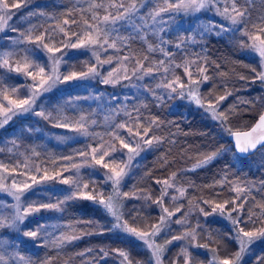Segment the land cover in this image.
I'll return each mask as SVG.
<instances>
[{"label": "snow or ice", "instance_id": "snow-or-ice-1", "mask_svg": "<svg viewBox=\"0 0 264 264\" xmlns=\"http://www.w3.org/2000/svg\"><path fill=\"white\" fill-rule=\"evenodd\" d=\"M30 2L31 0H11V2L0 0V33L6 31L16 33L15 37H7L16 47L0 50V69L15 73L17 77L22 76L26 81L22 94L19 86L6 83L0 76V129H4L16 118L21 121L36 118V123L47 121L54 127L69 129L79 136L95 140L96 143L88 145L87 149L77 153L83 158V163L72 165L77 170L75 176H63L61 172L49 175L46 169L36 167L38 178L37 175H28L31 169L26 162L18 163L11 169L7 164L0 162V197L11 198V202L0 198V230H13L17 235L31 238L34 244L43 239L47 246V241L51 240L54 246L59 247L80 237L74 234L66 235L63 231L56 236L48 231L49 225L45 221L30 220V218L38 216L42 210L63 211L64 205L68 202L86 199L99 205L110 217L111 227L108 231L132 237L144 246L150 254L147 264H164L169 245L181 240L195 241L199 234L197 231L200 228L199 222L196 227H192L187 218L189 213H183L180 217L173 219L177 213L181 212L183 205L173 210L165 206V198L178 201L185 197L187 189L176 184L177 173L173 172L166 179L154 181L155 184L160 185V196L155 200H152L150 193L138 194L133 191L130 194L123 191L126 178L131 175L132 168L135 166L133 162L141 152L146 150L145 146L151 148L165 142L163 137L153 134L154 127L159 128L161 122L158 118L143 116L141 107L146 105L138 106L134 103L129 108L118 95L112 94L108 102L98 105L101 111L105 112L103 120L108 128L104 134L96 133L94 128L100 126L98 120L84 114L73 119L67 114L66 109L70 108L75 112L81 100L103 101L102 93L95 96H69L63 105L55 106L52 110H49L45 104V101L50 99L45 94L60 84L73 81L95 80L102 85L139 88L140 85L134 81H144L146 78L151 81L159 77V83L155 88H152L150 84L143 85L144 90L159 102L157 106L175 97L187 99L199 108H203L232 140V148H220L206 155L199 162L198 167L207 165L225 151L234 150L238 159L256 153L264 157V111L250 126L233 127L230 121L233 116L241 112L240 105L251 107L255 102L239 100L237 104L224 107V102L233 95L231 91L226 90L223 95L217 96H213L211 92L207 96L202 95L201 86L212 80V77L208 75V68L211 66L209 61L200 54H195V58L190 59L185 53L184 62L175 64L176 54L170 50L174 47L180 51L187 43H195L196 35L178 37L175 43L160 35L167 33L168 26L174 23L177 17L198 16L201 13L209 17H219L218 20L209 19L201 26L202 31L197 35L202 40L206 34L220 36L225 33H239L240 47L247 48L258 60L257 66L251 68L254 73L253 82L258 80L264 84V14L253 17L257 0H75L73 7L67 9L68 18L63 20V26H58L55 30L64 37L60 41V47L53 43V29H45L39 35H33L34 32L39 31L35 24H32L26 32L12 25L11 21L16 12L22 7L27 8ZM260 3L264 4V0H260ZM73 12L80 14L83 22L81 31H71L70 28L66 30L65 26L69 25V20L73 24L77 23L72 16ZM43 16H45L43 11L34 10L28 12L25 19ZM150 37L158 38L159 42L154 45ZM135 41H140L144 45L143 55L140 58L132 53L131 45ZM29 44L35 45L37 50L44 52L47 63L41 64L38 59L30 58L34 57L35 53L27 47ZM66 49H75L79 55L88 57V60L84 62V70H74L68 63L71 57H68ZM19 52H22L23 56L14 60ZM110 52L115 55V59L112 54H109ZM122 52L124 54L120 55ZM156 53L164 59H151ZM114 64L119 67L105 69L106 65ZM130 64L133 67L129 74ZM181 67L183 76L187 78L186 81L173 72V68ZM216 67L219 68V65L217 64ZM221 75L224 74L221 73ZM239 79L247 78L240 76ZM224 87L226 89L227 85ZM157 89L161 92H157ZM129 99V96L124 97V101ZM250 107H245L243 111H249ZM120 116L123 119L116 122V118ZM90 129L93 130L90 131ZM31 130V127L22 128L21 132L23 134ZM105 135L110 138L108 141H105ZM67 138L57 137L60 140ZM11 143L13 147L19 146L15 139ZM11 151L10 148L9 152ZM0 152H3V148H0ZM32 154L39 156L35 149L32 150ZM64 159L70 160L71 157H64ZM163 162L167 164L166 159ZM21 166L26 169L25 172L17 171ZM82 166L92 168L93 174L97 177L100 175L97 169L102 170V183L109 186L107 195L103 189L97 190L95 179L83 182L79 174ZM68 170L67 167L64 168L65 172ZM20 176H25L26 179L21 180ZM57 178L61 184L69 186L67 194L62 199H57L55 202L51 199L47 201L29 199V193L33 191L34 186ZM214 183L219 184L221 189L227 186L230 192L236 194L235 197L230 200L225 199L221 203L205 199L202 201L203 204L214 203V206L211 212L205 211L204 207H199V212L205 218L218 214L228 219L232 226L229 239L236 243L237 250L221 258L219 251L216 248L209 249L208 244H185L171 264H178L181 258L183 264H192L193 257L189 248L197 247L209 249L212 252L209 264H243L251 245L257 240L264 239V203H256L255 197L251 195L254 185L249 182L232 181L227 172ZM260 188L264 189V181L260 182ZM170 189L173 190L171 196ZM132 199H142L156 205L158 222L144 229L133 226L140 218L137 210L136 215L128 213L132 221L130 224L129 219L125 218L123 208L125 201ZM250 201L253 206L246 208L245 205ZM173 224L185 230L181 235H171L169 239L167 237L172 231ZM249 225L253 227L249 228ZM51 227L67 229L73 226L64 224ZM158 238L163 239V243L158 242ZM208 238L212 240L211 234ZM80 255L83 256L84 253ZM109 255H114L118 264H140L139 261H133L130 252L118 248L113 249L112 253L101 248L91 264H101V261ZM0 264H32V262L20 255L10 236L5 238V235L0 232ZM44 264H52V257H46ZM254 264H264V255L256 257Z\"/></svg>", "mask_w": 264, "mask_h": 264}, {"label": "trees", "instance_id": "trees-1", "mask_svg": "<svg viewBox=\"0 0 264 264\" xmlns=\"http://www.w3.org/2000/svg\"><path fill=\"white\" fill-rule=\"evenodd\" d=\"M74 3L75 0H63L55 5V14L61 19L68 18L67 9L72 8ZM259 14H264V4L257 0L253 17L255 18ZM72 16L77 23L73 24L69 20L67 28H70L71 31L80 27L82 23L79 12H73ZM61 38L63 39V36ZM62 39L56 42V46L61 45L60 41ZM150 39L155 45L154 38L150 37ZM240 39L239 33H231L228 36L204 35L201 42H199L202 49L198 51V54L209 61L211 66L208 68V75L212 77V80L203 84L200 92L204 96H207L209 92L213 96H217L223 95L226 90L231 91L233 95L229 96L224 102V107L237 104L239 100L254 101V106L251 107L240 105L241 112L233 116L230 121L235 128H246L253 124L256 117L264 109V89L260 86L258 80L253 82L254 73H252L251 68L257 66L258 60L256 57L249 56L244 52L245 48H241L239 44ZM131 49L132 53L140 58L143 55L144 45L140 41H135L132 43ZM158 58H160V55L156 53L151 59L157 60ZM86 60H88L86 56H79L71 58L68 63L73 66L74 70L81 71L84 70ZM217 64L219 68L216 67ZM175 69L181 79L186 81L182 70H180L181 68ZM221 73L224 75H221ZM240 76L247 79L241 80L239 79ZM225 85H227L226 89ZM174 100L175 103L173 104ZM135 104L138 106L146 105V107H141L144 117L158 118L161 122L160 127H154L153 134L163 137L165 142L162 145L152 146L144 154L125 181L123 191L130 194L133 191L138 194L150 193L152 200H155L160 195V186L155 184L154 181L156 179H166L173 172H176V183L187 189V192L185 197L178 201L165 198V205H183L181 212L178 213L182 215L193 205H201L205 210H209L214 206V203H221L225 199L234 198L235 193L230 192L227 186L221 189L219 184L214 183L227 172L229 179L232 181L238 180L253 184L251 195L255 197V202L264 203V189L260 188V182L264 181V157L259 153L238 159L234 150L225 151L207 165L192 168V164L200 162L206 155L220 148H232L231 141L228 139L227 134L221 130L218 122L213 121L208 114L201 110L202 108L196 107L190 102L178 100L177 97L165 100L162 105L157 106L159 102L155 101L152 96L147 95L136 99ZM245 107H250V110L243 111ZM92 109V105L82 103L75 112L70 109L67 113L77 118L80 114L91 115ZM97 116L100 123L101 117L100 115ZM101 128L102 126L95 127L97 130ZM107 138L108 136L105 135L104 139ZM27 140V147H33L39 153V156L33 155L38 167L42 170L46 169L48 174L80 163L83 158L77 153L80 150L87 149L88 145L96 143L95 140L87 137L66 142L62 145L54 144L51 141L44 142L41 137H27ZM24 151L27 152L28 150ZM2 155L4 156L2 162L9 164L8 166L11 167L8 162V158L12 157L10 152L4 151ZM64 157H71V159L65 160ZM164 159L167 160V164H164ZM79 174L83 182L95 179L97 190L103 189L105 195H107L109 189L107 185L102 183V176L92 175L88 168H83ZM63 175H65V172H63ZM66 194L67 191L52 192L50 199L55 202L57 199H62ZM205 199L212 200L214 203L205 205L202 203ZM155 206L150 201L132 199L125 201L123 211L125 212V218L129 219L131 224L132 221L128 213L136 215L138 210L140 218L133 226L144 229L145 227L150 228L158 219V210ZM251 206H253L251 201L245 205L246 208ZM256 210L259 211V209ZM59 212L60 219L72 225L73 230L71 232L80 238L70 243H64L59 247L54 246L52 242H48L47 246L41 244L37 249L32 246L28 248L21 247V252L28 254L27 259H30L32 264H44L46 257H52V264H91L94 256L99 253L101 248L109 253H112L113 249H123L131 253L134 262L139 261L140 264L148 262L147 251L140 248L134 238L108 231L109 216L99 205L94 204L92 201L75 199L64 205V210ZM198 222L200 228L197 229L199 233L197 241L199 243L208 244L210 248H216L221 258L235 252L237 246L233 240L229 239L227 235L229 234V227L226 224L221 220L210 218ZM252 227V225H249V228ZM200 229H203V231H200ZM209 234H211L212 240H209ZM260 243L257 252L253 253L248 259H244L243 264H254L256 257L264 255V240ZM172 247H168L166 252L165 259L167 262H170L171 257L169 254ZM81 253H84V255L81 256ZM193 253L199 255L198 261H204L205 255H202L200 251L194 250ZM116 260L117 258L114 255H109L101 261V264H118Z\"/></svg>", "mask_w": 264, "mask_h": 264}, {"label": "rangeland", "instance_id": "rangeland-1", "mask_svg": "<svg viewBox=\"0 0 264 264\" xmlns=\"http://www.w3.org/2000/svg\"><path fill=\"white\" fill-rule=\"evenodd\" d=\"M62 1L63 0H31V2L29 3L27 8L22 7L19 11L16 12V15L13 17V20L11 21V23L17 29H19L21 31H25V32L27 31V29L32 24L37 25L39 28V31L34 32L33 35H39L40 32L44 31L45 29H53L54 30L52 32L53 43L56 46V42L59 39H62L61 36H63V34L58 33L55 30L58 28V26H63L64 18L61 19L57 14H55V9H56L55 5L61 3ZM34 10L35 11H43L45 13V16H43V17H30V18L25 19V17H27V13L30 11H34ZM209 19L218 20L219 17H209L208 15H206L204 13H201L198 16L177 17L175 22L171 23L168 26L167 33L166 34L165 33L160 34L161 36L164 37V39L170 40L173 43H175L177 41L178 37H182V36L186 37L188 35H196V42L195 43H192V42L187 43L185 45L184 49H182L180 51H178L174 47H172L170 49L173 53L176 54L175 55V61H174L175 64H182L184 62L185 53L188 55V57L190 59H194L195 54H198V51L200 49H202L201 48L202 46L199 44V42H201V39L197 35V33L202 31L201 26L206 24ZM82 24H83V22L81 23L80 27H77L74 30L72 29V31H81L82 30ZM65 27L67 30L68 29L67 26H65ZM228 34H231V33H225V34H222L220 36H224V35L228 36ZM15 36H16V33L9 32V31H6L4 33H0V50H10V49L16 47V46L11 44L9 39H7V37H15ZM151 38L152 39L154 38V40L156 41V44L159 42L158 38H156V37H151ZM60 46L61 45H58L57 47H60ZM27 47L31 48L33 50V52L35 53V56L30 57V58L38 59V61L41 64L47 63L44 52L37 50L35 45H32V44L27 45ZM65 51H67L68 57H71V58L81 56V55H79L78 51L75 49H66ZM244 52L249 54V56H254L247 48H245ZM109 54H112V53L110 52ZM123 54L124 53L122 52L120 55H123ZM112 55H113V58L115 59V55L114 54H112ZM22 56H23V53L19 52V55L17 57H14V60H18ZM66 59H67V57H66ZM159 59H164V57H162L160 55V58H158L157 60H159ZM109 67H119V66H117L115 64L112 66L106 65L105 69L107 70ZM128 67H129V74H130L131 68L133 67V65L130 64ZM180 70H182V73H183L182 67ZM173 72L175 75H178L175 68H173ZM0 76H2L4 78L6 83L19 86L21 88V93L23 94V92H24L23 85L26 83V81L22 76L17 77V75L15 73H8L4 69H0ZM134 83L139 84L140 87L139 88H121L120 86L113 87L110 85H102L101 83H99L98 81H95V80L68 82V83L58 85L51 92L45 94L47 97L50 98L49 100L45 101V104L49 110H52V108L55 106L63 105L64 101L67 100L69 98V96H76V95L95 96L99 93H102L103 94V101H96V100H92V99L81 100L78 102V106L81 105L82 103L92 105L93 109H92L91 115H88V116H90L92 119L97 120L98 119L97 115H100V117H101V121H100L101 125L100 126H102V128L100 130L99 129L97 130L94 128V131L97 130V131H95L96 133L104 134L108 128V125L105 124L104 120H103V116H104L105 112L101 111V109L98 107V105H102L103 103L108 102L109 97L112 94H116L120 97L121 101H123L129 107L135 103L136 99L141 98L145 95L151 96V94L149 92H146L144 90L143 85L144 84H150V86L152 88H155L156 84L159 83V77L157 79L151 80V81H149L146 78L144 81H134ZM260 86L264 89V84L260 83ZM157 92H161V90L157 89ZM125 96H129L130 99L127 101H124ZM177 98H178V100L180 99L179 97H177ZM180 100L186 101L187 103L190 102L187 99H180ZM174 103H175V100L173 101V104ZM190 104L195 105L192 102H190ZM196 107H198V106L196 105ZM68 110H70V108L66 109V112ZM201 110L205 114H207L203 108ZM67 114L70 117H72L73 119H76L70 113H67ZM84 115H87V114H84ZM77 118H78V116H77ZM121 119H123L122 116L117 117L116 122H119ZM35 120H36V118H30L28 120L21 121L19 118H16L9 125H7L4 129H0V148H3V152L4 151L9 152V149L10 148L12 149V151L10 152L12 157L8 158V160H9L8 162L11 165V167H9V169L14 167L18 163L23 164L24 162H26L28 164L29 168L31 169V171H28V175L29 176L37 175L39 178V174H37L35 171L36 167H38V164H37V162L34 159V156L32 154L33 147H29V148L27 147V143H26L28 141L27 137H32V138L41 137L44 142L51 141L57 145H62L66 142H71V141H74L77 139H82L85 137L79 136L76 132L70 131L69 129H66V128L54 127V126H52V124H50L47 121H40L39 123H36ZM28 127H31V129H32L31 132L25 131L22 134L21 129L22 128L27 129ZM92 130L93 129H90V131H92ZM58 136H63V137H68V138L64 139V140H60V139H57ZM13 139L16 140L17 144L19 145L18 147H13V145L11 143V141ZM109 139L110 138L108 137L107 139H105V141H108ZM117 147H119L118 144H117ZM151 148H148L147 146H145L146 150L141 152L140 156L137 157L136 160L133 162V164L135 166L132 168V171L134 170L136 165H138V163L140 162V160L144 156V154H146ZM26 149L28 150L27 152L24 151ZM3 152H0V162H2L4 159V156L2 155ZM90 162L91 161H89V163ZM82 163H83V161H81L80 163H77V165H81ZM198 164H199V162H195L194 164H192V168L196 167ZM64 168L61 169V171L60 170L53 171L49 175H55V173H57V172H61L63 174V172H65ZM67 168L69 170L67 172H65V175H63V176H69V175L75 176L76 171H77L76 168H73L72 166L67 167ZM83 168H88L90 170V173L92 175H94L93 169L89 168V167H83L82 166V167H80L79 172ZM17 171L18 172H25L26 169L21 166L20 168L17 169ZM97 171H99L100 176H102V170L97 169ZM20 179L23 180V179H26V177L20 176ZM126 180H127V178H126ZM158 186H160V185H158ZM178 186H180V185H178ZM108 189H109V186H108ZM68 190H69V186L61 184L59 182V178H57L56 180L48 181L45 183H41L38 186H34L33 191L31 193H29V199L30 200L47 201L50 199L52 192H64V191H68ZM107 194H108V191H107ZM172 194H173V190L170 189L169 195L171 196ZM176 195H178V193H176ZM0 198L7 199L8 202H11V198H9V197L5 196V197H0ZM165 206L168 207L170 210H173L175 207H177V206H173V204L171 206H169L168 204ZM199 207H203V206L193 205V206L189 207L184 212V213H189L187 218H188V221L192 227H196L198 221L202 222L204 220H207L208 218L213 219V220H221L224 224H226L229 227V234H227V235H228V237L230 236V234H231L230 230H231L232 226H231V222L228 219L223 218V217L219 216L218 214L217 215H210L207 218H205L199 212ZM211 208L209 210H205V211L211 212ZM102 210H103V208H102ZM59 213H60L59 211L42 210L38 216L30 218V220L45 221L49 225L48 231L53 232L54 235H56V236H59L62 231L66 235H73V232H71L73 230V228H67L65 230V229H61L59 227H57V228L51 227V226H55V225L67 224L66 222H63L60 219ZM233 215H235V213ZM180 216L181 215H179L177 213L176 216L173 217V219H176L177 217H180ZM157 217H158V219L155 223H157L159 220V215ZM198 219H200V220H198ZM109 220H110V217H109ZM26 223H29V222H26ZM110 227H111V224L109 222V228ZM184 230L185 229L181 228L179 225L173 224L172 225V231L167 238L170 239L171 235H181ZM188 230H190V229H188ZM0 232H2L5 235V238H8L9 236L11 237L13 242H15L17 250L19 251L20 255L24 256L26 259L28 258V254L22 253L21 247L28 248V247L32 246L35 249H37V248H39V246L41 244L45 245V241L43 239H41L40 241H38L34 244L31 238L23 237L22 235H17L13 230L2 229V230H0ZM112 232H115V231H112ZM115 233H117V232H115ZM161 235L163 236V234H161ZM197 238L195 241H192L191 239L181 240V241H176L173 244L169 245L168 247L173 246L171 251H170V254H169L171 259H170V262H167V260L164 259V264H171V261L173 259H176L178 254H180V252H181V248L185 244H189V245L192 243L204 244V243H199L197 241ZM263 240L264 239H260V240H257L255 243H253L251 245L250 252L247 255H245L244 259H248L253 253L257 252L259 246L261 245L260 242ZM48 242L50 243L51 240L47 241V243ZM158 242L163 243V239L158 238ZM138 245L140 248L145 249L142 244L138 243ZM235 245H236V243H235ZM209 249H212V248L209 247ZM209 249H204V248H199V247L189 248V251L191 252L192 257H193L192 264H209V261L212 258V252ZM194 250L200 251L202 255H205L204 261H198L199 255H196L195 253H193ZM147 255H148L147 260H149L150 254L148 251H147ZM165 256H166V254H165ZM116 261L118 262V260H116ZM178 264H183L182 258L179 260Z\"/></svg>", "mask_w": 264, "mask_h": 264}, {"label": "water", "instance_id": "water-1", "mask_svg": "<svg viewBox=\"0 0 264 264\" xmlns=\"http://www.w3.org/2000/svg\"><path fill=\"white\" fill-rule=\"evenodd\" d=\"M262 111H264V109H263ZM257 118H258V116L256 117V119H257ZM256 119H255V121H256ZM255 121H254V122H255ZM254 122H253V123H254ZM227 137H228V139H229V140L231 141V143H232L231 138H230L228 135H227Z\"/></svg>", "mask_w": 264, "mask_h": 264}]
</instances>
